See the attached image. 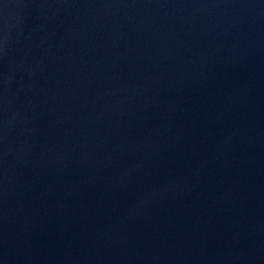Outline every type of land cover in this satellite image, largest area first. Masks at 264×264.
<instances>
[{"label": "water", "instance_id": "water-1", "mask_svg": "<svg viewBox=\"0 0 264 264\" xmlns=\"http://www.w3.org/2000/svg\"><path fill=\"white\" fill-rule=\"evenodd\" d=\"M0 264H264V0H0Z\"/></svg>", "mask_w": 264, "mask_h": 264}]
</instances>
